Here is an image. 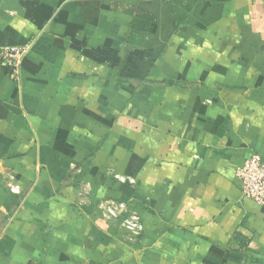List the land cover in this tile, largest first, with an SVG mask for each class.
Masks as SVG:
<instances>
[{
    "label": "crops",
    "instance_id": "0c3cea01",
    "mask_svg": "<svg viewBox=\"0 0 264 264\" xmlns=\"http://www.w3.org/2000/svg\"><path fill=\"white\" fill-rule=\"evenodd\" d=\"M5 47L0 264H264V0H0Z\"/></svg>",
    "mask_w": 264,
    "mask_h": 264
},
{
    "label": "built area",
    "instance_id": "2783aa9c",
    "mask_svg": "<svg viewBox=\"0 0 264 264\" xmlns=\"http://www.w3.org/2000/svg\"><path fill=\"white\" fill-rule=\"evenodd\" d=\"M27 47H5L1 49V65L8 71L11 81L19 84L21 80V59ZM236 179L240 185L241 196L257 205L264 206V159L258 155L251 156L236 170ZM121 182L133 184L130 178L118 177ZM11 191L18 192V187H11ZM100 213L105 220L115 221L123 229L128 239L138 237L143 228L140 219L131 202L106 201L99 206Z\"/></svg>",
    "mask_w": 264,
    "mask_h": 264
},
{
    "label": "rangeland",
    "instance_id": "374dc122",
    "mask_svg": "<svg viewBox=\"0 0 264 264\" xmlns=\"http://www.w3.org/2000/svg\"><path fill=\"white\" fill-rule=\"evenodd\" d=\"M14 180V179H13ZM135 239V238H134ZM134 239H132V240H130V239H128V240H130V242H132V241H134Z\"/></svg>",
    "mask_w": 264,
    "mask_h": 264
}]
</instances>
